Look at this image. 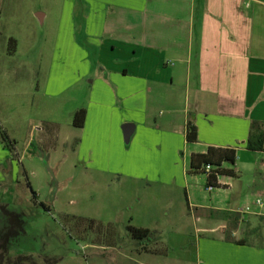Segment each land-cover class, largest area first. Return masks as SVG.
<instances>
[{
	"label": "crops",
	"instance_id": "0c3cea01",
	"mask_svg": "<svg viewBox=\"0 0 264 264\" xmlns=\"http://www.w3.org/2000/svg\"><path fill=\"white\" fill-rule=\"evenodd\" d=\"M90 2L85 41L101 51L98 71L86 77L76 73V90L88 95L87 106L75 109L87 111L82 129L73 126L72 108L66 124L54 118L53 104L64 89L55 79L47 80L50 72L44 75L41 66L37 70L28 56L19 57L22 40L3 26L0 4V77L17 78L18 108L34 116L39 111L36 121L27 116L23 125L35 127L40 148L57 140L48 151L70 149L87 170L111 175L124 171L133 182L185 190L188 209L196 211V222L202 225L195 244L185 240L177 247L180 254L193 248L192 264H264L259 193L226 177L210 192L205 176L189 174L192 155L211 147L247 152L252 122L264 121V0ZM12 37L18 49L9 55ZM24 49L30 55L29 48ZM81 53L89 69L90 52L82 48ZM1 100L0 109L8 107ZM40 108L50 112L40 117ZM189 120L198 128L195 144L186 140ZM32 122L36 126H30ZM32 148L33 143L25 148L23 158L35 155ZM16 154L21 163L18 144ZM261 161L264 167V157ZM131 170L132 175L127 172ZM197 190L209 197H199ZM246 203H251V211L240 213ZM221 211L240 214L232 238L248 245L226 241L229 223L219 218ZM161 244L171 259L174 248ZM144 254L150 255L143 252L140 257ZM185 259L191 263L185 255L175 260L186 264Z\"/></svg>",
	"mask_w": 264,
	"mask_h": 264
},
{
	"label": "rangeland",
	"instance_id": "374dc122",
	"mask_svg": "<svg viewBox=\"0 0 264 264\" xmlns=\"http://www.w3.org/2000/svg\"><path fill=\"white\" fill-rule=\"evenodd\" d=\"M0 4L3 26L22 40L20 50L24 51L19 57L28 56L30 64H36L37 70L41 66L44 75L50 72L47 80L51 77L57 81V87H63V95L55 100L53 109L54 118L66 124L70 108L75 113L77 107L87 106L88 95L79 93L78 85L74 83L77 82L76 73L86 77L92 70L98 71L100 66L101 50L91 48L85 41L84 24L90 16V0H0ZM41 17H44L43 21ZM31 37L34 41H30ZM11 39L16 40L9 39L8 54ZM26 47L30 55H27ZM82 48L90 52L89 69L83 62ZM71 81L73 83L69 84ZM19 86L12 75L0 77L1 101L8 104L0 109V123L4 130H9V136L17 142L22 156L19 163V157L6 146L0 135V264H180V260L175 259L182 255L191 263L186 259L183 262L192 264L193 248L180 254L177 247L185 240L195 244L199 236L197 229L201 230L202 225L196 222V211L188 209L185 190L151 186L144 181L133 182L122 175L124 171L111 175L87 170L70 149L65 151L61 147L54 153L49 152V148H55L53 144L57 140L48 148H40L39 137L32 132L35 127L23 125L27 116L36 121L39 111L34 116L18 108ZM40 109V117L50 112ZM35 124L32 122L30 126ZM64 131L68 132L70 128L64 126ZM32 143L35 155L30 153L23 158L25 148ZM262 157L263 154L238 152L234 169L240 175L239 185L257 191L258 199L264 203ZM25 171L38 201L27 186ZM127 172L132 175V170ZM189 188L191 191L192 186ZM197 194L209 197L204 190H197ZM41 202L50 210L42 207ZM247 207H251V203H246ZM4 210L22 215L24 219V234L21 233L17 240L12 239L9 246L2 239L5 231L10 229ZM73 217L93 220L96 227L85 229V233L83 229L88 223L67 220ZM79 224L84 227L82 230L76 227ZM130 225L155 232L159 244L153 246L165 249L166 246L160 243H170L174 248L171 259H166L168 254L140 257L144 251L141 243L132 238L128 230ZM112 228L116 237L108 232ZM173 234L188 238H171Z\"/></svg>",
	"mask_w": 264,
	"mask_h": 264
},
{
	"label": "trees",
	"instance_id": "16d2710c",
	"mask_svg": "<svg viewBox=\"0 0 264 264\" xmlns=\"http://www.w3.org/2000/svg\"><path fill=\"white\" fill-rule=\"evenodd\" d=\"M17 41L14 39L10 40L9 45V54L14 55L17 52ZM87 117V111L85 109H80L76 111L73 115V126L78 129H82L85 125ZM0 135H2L3 142H5L7 147L16 154L17 142L10 138L8 132L0 124ZM186 140L189 144H195L198 142V128L193 120H189L187 125V134ZM77 142V141H76ZM76 148L79 144L76 143ZM75 149V146L73 147ZM246 149L248 152L255 154H264V121H253L251 124L250 134L246 142ZM17 156V154H16ZM237 162V151L235 149H224V148H215L211 147L208 149L205 154H193L191 158V164L189 169L190 175L205 176L207 179L206 189L212 192L215 189L220 188L219 179L220 178H234L239 179V174L234 169ZM27 186L31 189L34 200L38 201V195L34 191L32 184L27 176ZM40 205L46 210L50 208L41 202ZM3 212L6 213V217L9 220L10 229L5 231L6 233L2 235V239L6 240L9 243L12 239L17 240L23 233L24 234V219L22 215L9 213L7 210ZM219 218L225 220L229 223L228 228L225 229L226 241L234 242L238 245H248L247 241H236L232 238L233 233L240 223V214L230 211H221L218 213ZM67 220H76L77 223H88V227H82L81 224L76 225L79 230H82L86 233V230H94L95 221L91 220H81L75 217L68 218ZM86 229V230H85ZM128 230L132 238L136 241H139L142 245V250L145 253L159 256H166L168 254V248H158L153 246L159 241L157 240L156 233L152 232L149 229L137 228L134 226H128ZM115 235V231H108ZM116 237V235H115ZM83 239V238H82ZM2 240V241H4ZM5 242V243H6ZM159 244V243H158ZM161 244V243H160Z\"/></svg>",
	"mask_w": 264,
	"mask_h": 264
},
{
	"label": "built area",
	"instance_id": "2783aa9c",
	"mask_svg": "<svg viewBox=\"0 0 264 264\" xmlns=\"http://www.w3.org/2000/svg\"><path fill=\"white\" fill-rule=\"evenodd\" d=\"M256 203H257L256 204L257 209L263 211V213H264V203H263V201H261V200L258 199ZM250 211H251V208L250 207H247L244 211H242L240 213L246 214V213H248Z\"/></svg>",
	"mask_w": 264,
	"mask_h": 264
}]
</instances>
